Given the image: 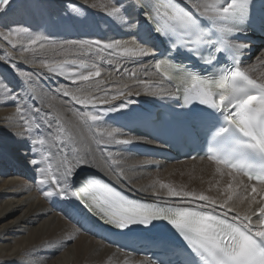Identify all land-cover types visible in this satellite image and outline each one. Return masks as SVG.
<instances>
[{
	"label": "bare ground",
	"instance_id": "bare-ground-1",
	"mask_svg": "<svg viewBox=\"0 0 264 264\" xmlns=\"http://www.w3.org/2000/svg\"><path fill=\"white\" fill-rule=\"evenodd\" d=\"M112 6L121 7L123 20L108 14ZM143 19L134 0H10L0 11V264H150L108 246L69 220L77 204L75 197L55 195L59 190L55 183L40 182L46 178L40 170L51 164L60 186L65 187L59 179L66 166L62 165L65 157L76 165L67 177L69 192L78 176L93 171L132 195L161 204L201 208L207 203L192 197L170 196L167 188L160 187L162 182L178 191L209 196L217 204L204 209L227 212L231 218L252 215L264 206L261 185L256 184L258 192L251 193L255 183L241 175L233 180L228 169L223 175L217 173L216 165L208 159L159 162L131 152L129 144L116 143L130 140L145 147H158L115 127L110 120L130 116L131 106L168 101L176 94L155 71L159 52L142 37ZM21 28L28 32L17 34ZM36 36L43 39L31 44ZM73 41L100 44H93L89 50ZM105 44L118 46L101 52ZM125 47L144 48L151 55H124ZM64 60H75L76 64L65 65L63 75L59 70L49 72L41 66ZM81 61L89 67L81 68ZM93 64L102 73L95 81L74 83L75 77L69 78L72 72L92 70ZM245 70L253 78H264V46L256 48L251 61L245 63ZM21 72L28 74V79ZM81 88L84 93L79 91ZM65 90L75 95L90 92L97 98L95 106L77 104L63 94ZM114 96L118 98L113 99ZM88 112L101 119H79L77 113ZM57 116L61 118L59 122ZM60 125L71 134L70 141L61 143L55 139ZM107 132L114 136L101 134ZM38 139L45 144H36ZM156 164L159 169L152 168ZM239 181L243 185L237 195L221 208L227 185L235 186ZM46 191L53 195L45 197ZM252 195L256 196V203H251ZM252 220L255 224L257 216L252 215Z\"/></svg>",
	"mask_w": 264,
	"mask_h": 264
},
{
	"label": "snow or ice",
	"instance_id": "snow-or-ice-1",
	"mask_svg": "<svg viewBox=\"0 0 264 264\" xmlns=\"http://www.w3.org/2000/svg\"><path fill=\"white\" fill-rule=\"evenodd\" d=\"M9 2L10 0H0V11H3ZM250 3L251 0H150V2L135 0V4L146 12L147 19L152 21L155 32L172 40L174 47L183 49L210 69L206 75H202L193 71L190 66L177 64L171 59L162 60L154 65L164 78L176 82V92L182 95L186 105L203 106L193 110L194 117L202 122L205 134L210 138L208 159L216 165V172L223 175L224 170L228 169L227 174L233 180L242 174L248 180L256 181L262 186L261 195L264 198V78H253L248 71L239 67L240 51L247 45L232 44L228 40L247 18ZM108 14L123 20L121 7L112 6ZM22 32L27 33L28 29L16 30L17 34ZM11 35L12 33H9V36ZM5 39H8V36ZM41 39L43 37L36 36L31 40V44H36ZM71 43H78L81 48L87 47L89 50L93 44L97 46L100 44L99 41ZM117 46L105 44L100 51ZM217 53L225 58L231 56L232 67H216L221 62L216 56ZM123 54L151 55L149 51L139 47H125ZM67 64H76V61L64 60L53 65L44 63L41 66L47 68L49 72L59 70L63 75L64 66ZM79 66L89 67L82 61ZM91 69L79 74L72 72L69 78L75 77L74 83L95 81L102 73L95 64ZM20 75L28 79V74L21 72ZM79 91L84 93L85 90L81 88ZM63 94L71 96L77 104L85 106L90 104L95 106L97 99L90 92L75 95L65 90ZM119 95H123V92ZM35 111L39 113L40 109L36 108ZM77 115L85 122L89 120L96 122L101 119L100 115L91 112ZM60 119L59 116L56 117L58 122ZM48 124L52 127L51 122ZM56 133L55 139L61 143L71 140V134L63 125L57 127ZM101 134L114 136L113 132ZM35 143L44 145L45 141L38 139ZM116 143L129 144L131 141L120 140ZM47 159L45 156L44 160ZM79 163L80 160H77L76 164ZM63 164L66 166L59 179L64 181L65 187L60 186L51 164L40 170L42 174H46V178L40 182L52 181L59 189L55 195H70L81 200L90 211L119 229H126L132 225H151L157 220L167 221L186 242V264H264V206L259 207L258 212L252 213L257 216L254 224L252 215L249 214L236 215L229 220L227 212L221 217L214 215L213 212L192 207L135 202L93 176H85L79 181L76 189L69 192L66 187L67 177L73 174L76 165L68 163L66 157L62 161ZM241 185L243 181L237 182L235 186L232 183L227 185L225 200L219 205L221 208L228 206V202L237 195V189ZM160 187L167 188L168 195L173 197H192L207 202L201 206L202 209L209 204H217L216 200L203 193L178 191L162 182ZM257 192V185L252 184L251 193ZM43 194L45 197L53 195L47 191ZM256 202V196L252 195L251 203Z\"/></svg>",
	"mask_w": 264,
	"mask_h": 264
},
{
	"label": "rangeland",
	"instance_id": "rangeland-1",
	"mask_svg": "<svg viewBox=\"0 0 264 264\" xmlns=\"http://www.w3.org/2000/svg\"><path fill=\"white\" fill-rule=\"evenodd\" d=\"M98 173V172H97ZM100 174V173H99ZM30 182L31 183H34L35 182V180L34 179H30Z\"/></svg>",
	"mask_w": 264,
	"mask_h": 264
}]
</instances>
